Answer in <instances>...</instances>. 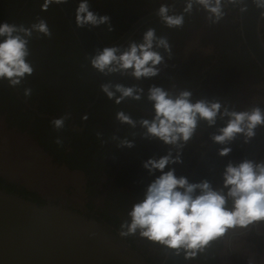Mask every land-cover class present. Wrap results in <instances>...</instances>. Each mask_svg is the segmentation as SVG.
I'll return each instance as SVG.
<instances>
[{
    "label": "flooded vegetation",
    "instance_id": "1",
    "mask_svg": "<svg viewBox=\"0 0 264 264\" xmlns=\"http://www.w3.org/2000/svg\"><path fill=\"white\" fill-rule=\"evenodd\" d=\"M172 1L87 0V3L90 11L109 17L108 22L95 26L98 32L115 39L144 11ZM28 3L23 0L18 9ZM187 3L188 0H183L168 13L183 15L182 26L169 27L161 16L156 17L141 25L120 47L124 51L130 42L142 43L144 33L149 28L154 29L156 37L165 38L170 48V51L156 48L154 43L153 50L163 57L157 65L158 74L139 79L131 74V70L124 74L147 90L158 86L171 95L190 91L195 100L218 101L221 112L225 108L250 112L258 107L264 113V72L243 42L238 3L222 0L224 14L219 20L195 2L191 11L185 12ZM61 16L56 17L55 26H48L55 38L44 37L37 31L42 41L45 38L41 45L50 48L48 59L37 61L32 56L36 40L33 36L28 48V58L33 62L32 75H26L16 86L10 85L7 79H0V189L37 205L61 204L87 217L102 220L147 261L157 263L166 246L141 237L139 232L127 236L120 234L121 224L131 220L128 213L133 205L144 199L148 185L161 175L159 170L150 172L144 163L170 152L173 159L179 155L180 160L167 165L164 171L174 169L177 177H187L208 141V134L197 127L192 138L182 142L183 147L166 144L150 136L141 124L144 119L151 121L155 115H147L123 102L116 103V98L110 99L105 92L101 93L102 88L94 103L87 107L94 100L97 79L62 13ZM262 23L264 42V15ZM56 41L62 44L65 55L59 74L49 66V52L55 59V48L53 50L49 45ZM25 89H31V95L26 96ZM118 112L129 116L134 126L120 121ZM61 117L64 126L56 129L52 121ZM223 117L228 121L229 117ZM125 141L131 142L132 146ZM245 142L243 134H238L230 143L227 159L239 157ZM262 152L257 163L264 162V148ZM42 155L52 166L67 172H80L79 189L70 180L61 186L55 182L42 190L27 185L24 180H35L49 173L48 164L47 169L42 165ZM226 165L219 167L211 181L215 190L223 189L225 193L223 173ZM231 204L229 199L228 206ZM187 264H264V220L255 221L246 228L228 230L191 257Z\"/></svg>",
    "mask_w": 264,
    "mask_h": 264
},
{
    "label": "clouds",
    "instance_id": "2",
    "mask_svg": "<svg viewBox=\"0 0 264 264\" xmlns=\"http://www.w3.org/2000/svg\"><path fill=\"white\" fill-rule=\"evenodd\" d=\"M62 2L44 0L42 8L47 10L49 4ZM193 2L202 5L216 20L224 14L222 0H188L185 12L191 11ZM257 3L264 7V0H257ZM159 14L169 27L183 25V15H168L166 5H161ZM108 21L107 15L98 16L89 10L87 0H81L76 10L78 26H97ZM33 29L51 35L43 20L33 24L31 29L22 25L0 24V37H4L0 41V79H7L12 86L19 85L26 75L30 76L34 71L26 60L29 55L27 38L32 35ZM154 43L156 48L163 47L170 51L167 40L157 38L155 30L149 28L144 33L142 43L130 42L124 51L118 47H105L91 59V64L100 72L127 73L131 70L137 79L153 77L158 74L157 65L163 60L162 55L153 50ZM101 87L110 99L115 96L108 84ZM115 89L121 93V96L116 97V103L125 97L140 99L132 87L117 84ZM25 95H31V89H25ZM191 95L190 91H181L173 97L162 87H151L148 98L154 102L155 116L151 121H141L147 133L166 144L181 148L183 143L192 138L199 120L213 125L218 115L229 117L226 126L212 137L220 144L234 140L238 134H243L247 142L255 135L258 126H264V113L258 107L250 112L229 111L227 108L221 112L218 101L197 100L193 103ZM117 118L134 126V121L124 112H118ZM52 123L56 129H60L64 126V118L55 119ZM57 143L60 141L57 140ZM124 143L132 146L131 142ZM230 151L229 147H224L219 154L227 155ZM179 160V155L173 159L169 152L159 159L150 158L144 163L150 172L159 170L161 175L148 185L144 199L133 205L128 213L130 222L121 224V235L139 232L141 237L152 242L175 249L177 253L182 249L187 257H195L228 230L246 228L255 221L264 220V162L244 160L235 165L227 164L223 173V185L227 189L225 193L223 189L215 190L207 180L190 183L184 176L177 177L174 169L164 171L167 165ZM229 199L232 201L231 207L228 206Z\"/></svg>",
    "mask_w": 264,
    "mask_h": 264
},
{
    "label": "water",
    "instance_id": "3",
    "mask_svg": "<svg viewBox=\"0 0 264 264\" xmlns=\"http://www.w3.org/2000/svg\"><path fill=\"white\" fill-rule=\"evenodd\" d=\"M235 1L238 3L239 30L245 47L264 72V42L261 38L264 7L259 6L257 0ZM182 2L183 0H174L166 5L168 13ZM79 3V0H63L56 5L97 79L94 100L87 107L94 103L104 84L110 86V90L115 93L114 98L121 96L115 89V85L120 84L132 87L134 93L140 96V99L125 97L121 102L147 115H155L154 102L148 98L149 90L137 85L122 72H100L92 66L91 59L105 47L123 46L141 25L160 16V7L140 15L118 37L104 42L95 26L77 25L76 10ZM190 99L193 103L197 101ZM226 124L227 120L220 115L213 125L205 120L198 121L197 127L205 131L209 138L186 177L190 183L207 180L211 184L222 164L240 163L244 160L257 162L259 155L263 153L264 126H258L255 135L245 142L239 157L227 159V155H220V150L229 147L231 141L220 144L212 137L219 134V130ZM41 162L46 169L48 164L49 173L40 175L35 180H24L27 185L42 190L55 182L61 186L70 180L79 189L80 172H67L63 168L52 166L43 155ZM67 175L72 177L68 178ZM190 259L182 249L177 253L175 249L167 248L157 263H151L102 220L87 217L61 204L37 205L31 200L0 189V264H187Z\"/></svg>",
    "mask_w": 264,
    "mask_h": 264
},
{
    "label": "trees",
    "instance_id": "4",
    "mask_svg": "<svg viewBox=\"0 0 264 264\" xmlns=\"http://www.w3.org/2000/svg\"><path fill=\"white\" fill-rule=\"evenodd\" d=\"M23 0H0V24L3 23H9V24H15V22L17 23V26H23L25 28H29L31 29L32 25H33V17L34 15V10L37 8V6L39 5H43L44 4V0H28V4L23 6V8H19L20 4L22 3ZM37 3V6L35 7V4ZM35 7V8H34ZM48 8L51 10L53 16H58V17H62L60 10L58 9L56 3H51L49 4ZM146 11H144L145 13ZM142 13V14H144ZM140 14V15H142ZM60 15V16H59ZM56 16V17H57ZM60 19V18H59ZM62 19V18H61ZM47 26L51 25L50 23L46 22ZM96 28V27H95ZM58 31V30H57ZM98 31V30H97ZM34 29L32 30V35L30 37H28V45L27 47L29 48L31 42H32V37L34 36L33 34ZM21 35H23V33H20ZM98 34L100 35L101 38H103L106 41L112 40L110 39V37L104 35L103 33L98 32ZM40 43L42 44L43 41L41 40V38L39 36H37ZM51 38H55L56 36L54 35H50ZM4 39V37H0V41H2ZM48 41V40H47ZM52 49L55 48L54 53H55V59L51 58V52H49L50 55V62H49V66L52 67L51 69H53L56 74H59L62 70L60 69L61 65L65 63V55L62 54V44L60 43V41H56L55 43L51 45H49ZM30 55H28L26 57L27 62H29L30 64L33 63L31 60H29ZM86 64V62H85ZM94 77L95 74H94ZM101 93H104L103 90L101 91Z\"/></svg>",
    "mask_w": 264,
    "mask_h": 264
},
{
    "label": "rangeland",
    "instance_id": "5",
    "mask_svg": "<svg viewBox=\"0 0 264 264\" xmlns=\"http://www.w3.org/2000/svg\"><path fill=\"white\" fill-rule=\"evenodd\" d=\"M52 12L49 8H47V10H44L42 8L41 5L37 6V8L34 10V17H33V24L39 23L41 20H43L44 22H48L51 25H56V21L58 20V18H56V16L51 15ZM54 25V26H55ZM34 37H35V42L33 44V51H32V56L36 58L37 61H45L48 59V51L50 50V48H46L43 45H41L38 37H37V31L34 30L33 32ZM45 37V34H43ZM45 38H43L44 41ZM37 47V48H36ZM30 54V53H29Z\"/></svg>",
    "mask_w": 264,
    "mask_h": 264
}]
</instances>
